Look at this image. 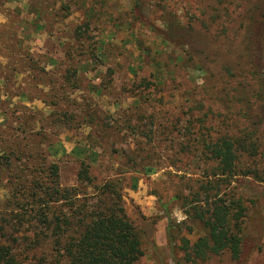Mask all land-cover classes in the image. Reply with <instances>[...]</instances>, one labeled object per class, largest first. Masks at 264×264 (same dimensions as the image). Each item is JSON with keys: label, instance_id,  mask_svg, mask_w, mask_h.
Here are the masks:
<instances>
[{"label": "rangeland", "instance_id": "374dc122", "mask_svg": "<svg viewBox=\"0 0 264 264\" xmlns=\"http://www.w3.org/2000/svg\"><path fill=\"white\" fill-rule=\"evenodd\" d=\"M259 69L264 0H0V215L20 197L16 182L38 185L56 162L80 196L120 182L145 233L137 264H264V181L236 176L221 189L247 208L238 260L189 256L206 230L177 199L205 180L214 163L199 150L223 133L253 131L264 167ZM17 141L30 153L20 163L3 152Z\"/></svg>", "mask_w": 264, "mask_h": 264}, {"label": "trees", "instance_id": "16d2710c", "mask_svg": "<svg viewBox=\"0 0 264 264\" xmlns=\"http://www.w3.org/2000/svg\"><path fill=\"white\" fill-rule=\"evenodd\" d=\"M78 72L77 68L68 69L65 81L78 85ZM256 75L264 113V70L259 69ZM253 134L246 129L226 132L208 143L205 141L200 148V160L214 166L206 172L204 181L196 179L195 185L189 180V195H177L183 201L182 206L189 207V216L196 218L206 230V235L192 249H185L187 254L191 252L203 259L224 253H229L233 260L242 256L247 208L235 190L225 195L221 189L224 184L230 188L236 176L264 181V167ZM96 142L95 139L90 144L95 147ZM19 143H12L13 149L3 152L9 157L12 152L20 163L21 156L28 158L30 153L23 151V147L17 149ZM84 149L77 146L73 155L83 158L87 153ZM59 169L58 163L49 164L38 185L23 178L15 183L20 197L5 202L4 209L9 213L0 215V264H25L26 254L31 257L29 264H137L144 255L145 233L125 210L120 182L108 180L93 195L80 196V188L61 186ZM80 176L82 181V173ZM10 183L13 186L14 181ZM14 193L13 190L12 196ZM24 221L30 222L27 227ZM13 230L22 232L19 239Z\"/></svg>", "mask_w": 264, "mask_h": 264}]
</instances>
